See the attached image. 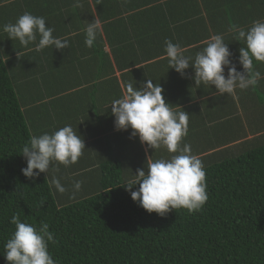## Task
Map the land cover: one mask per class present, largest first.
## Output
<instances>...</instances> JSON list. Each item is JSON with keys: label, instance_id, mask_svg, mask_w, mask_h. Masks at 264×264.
<instances>
[{"label": "crops", "instance_id": "1", "mask_svg": "<svg viewBox=\"0 0 264 264\" xmlns=\"http://www.w3.org/2000/svg\"><path fill=\"white\" fill-rule=\"evenodd\" d=\"M25 12L44 17L68 47L37 52L34 44L24 47L9 39L2 26ZM94 19L100 31L88 47L86 27ZM257 20H264V0H0V50L32 134L71 125L85 144L76 163L53 162L46 173L49 184L55 176L68 189L61 194L51 184L57 204L98 192L103 169L112 162L127 182L150 156L172 155L148 148L138 136L131 137L130 128L116 130L110 104L128 83L139 88L151 79L163 88L166 103L189 113L181 146L190 145L198 158L264 135V62L253 60L255 85L221 96L215 86L197 88L191 67L183 77L169 68L165 53V41L171 40L194 57L220 34L232 63L243 71L239 50L245 44L238 31ZM76 180L82 187L70 198Z\"/></svg>", "mask_w": 264, "mask_h": 264}, {"label": "trees", "instance_id": "2", "mask_svg": "<svg viewBox=\"0 0 264 264\" xmlns=\"http://www.w3.org/2000/svg\"><path fill=\"white\" fill-rule=\"evenodd\" d=\"M31 136L0 50V264H8L14 215L49 225L55 243L48 250L58 264H264L263 134L200 157L208 195L202 210L164 216L132 200L114 162L98 192L58 205L46 173L33 181L21 172Z\"/></svg>", "mask_w": 264, "mask_h": 264}, {"label": "clouds", "instance_id": "3", "mask_svg": "<svg viewBox=\"0 0 264 264\" xmlns=\"http://www.w3.org/2000/svg\"><path fill=\"white\" fill-rule=\"evenodd\" d=\"M2 30L9 39L18 40L24 47L34 44L37 52L48 47L61 51L68 47L67 39L55 37L54 29L46 26L44 17L30 12L20 15L14 23L3 25ZM99 31L98 20L87 24L86 46L93 45ZM238 40H243L245 44L239 50V63L243 71H238L232 63V53L220 34L212 35L206 46L194 57L186 56L179 44L166 40L165 53L169 68L183 77L186 75L185 70L191 67L197 88L201 85L215 86L216 93L221 96L231 95L237 88L246 90L256 83L252 78L253 60L264 62V20L254 21L248 30L240 29ZM255 75L258 77L260 73L256 72ZM163 91L161 85L154 84L151 79H147L139 88L128 83L121 98L110 104L116 130L130 128L131 137L138 136L148 148H164L172 154L168 158L158 159L150 156L145 167L138 169L123 186L129 191L132 200L149 213L164 216L171 210L181 208L189 213L198 212L208 199L206 172L201 159L191 153L190 145L181 146L188 134L189 113L174 110L171 104L166 103ZM84 149L83 139L71 125H65L51 134L45 132L33 135L21 150L27 164L21 172L34 181L41 173L48 174L53 162L65 167L76 163ZM82 183L73 181L70 198H75ZM51 184L61 194L68 191L55 176ZM136 185L139 187L133 191ZM10 222L15 225V231L5 243L3 252L8 264H58L48 250L49 243H55V240L47 223L37 227L22 222L16 215Z\"/></svg>", "mask_w": 264, "mask_h": 264}]
</instances>
